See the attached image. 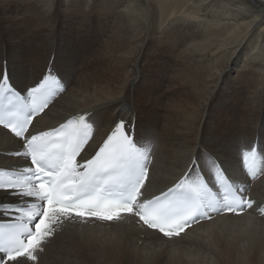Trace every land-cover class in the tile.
I'll use <instances>...</instances> for the list:
<instances>
[{"label": "bare ground", "instance_id": "1", "mask_svg": "<svg viewBox=\"0 0 264 264\" xmlns=\"http://www.w3.org/2000/svg\"><path fill=\"white\" fill-rule=\"evenodd\" d=\"M248 1L0 0V67L22 89L48 67L67 83L34 123L36 131L90 113L98 123L88 152L113 121H129L136 133L148 134L155 155L150 197L175 184L199 149L226 162L246 141L264 149V0ZM159 44L182 63L219 65L222 58L245 55L242 67L251 62V83H238L236 105H225L227 99L217 104L213 98L223 73L212 86L180 83L193 75L178 67L154 79L141 63L145 49ZM181 85L194 96L179 91ZM19 150L17 138L0 128V166L20 163L11 155ZM234 174L244 177L243 171ZM249 184V194L264 204V175ZM254 258L264 264V219L250 211L217 216L170 238L134 217L77 221L44 245L36 264H250Z\"/></svg>", "mask_w": 264, "mask_h": 264}, {"label": "snow or ice", "instance_id": "2", "mask_svg": "<svg viewBox=\"0 0 264 264\" xmlns=\"http://www.w3.org/2000/svg\"><path fill=\"white\" fill-rule=\"evenodd\" d=\"M65 90L54 71L20 90L0 67V127L17 138L22 150L14 155L24 164L0 170V264H36L44 245L77 221L135 217L170 238L213 213L253 208L247 188L236 187L234 174L248 168L255 151L251 142L238 147L227 162L214 151L199 149L172 187L148 198L150 136L136 133L129 121H113L91 152L85 145L98 121L87 113L50 131H30L34 116Z\"/></svg>", "mask_w": 264, "mask_h": 264}, {"label": "rangeland", "instance_id": "3", "mask_svg": "<svg viewBox=\"0 0 264 264\" xmlns=\"http://www.w3.org/2000/svg\"><path fill=\"white\" fill-rule=\"evenodd\" d=\"M241 1L245 3L248 2L249 4L248 0ZM240 5H242V3ZM144 52V60L141 63L142 68L147 73L152 74L154 79L160 78V75H158L160 73L161 75H163L164 80L168 73L161 72L164 68L178 67L188 69L193 75V78H191L190 80H185L184 82L180 83H209V85L212 86L213 84L215 85L217 83L220 73H223V75L220 77V83H223L222 88L216 91H213L214 87L212 88V91L215 93L213 98L217 104L221 103L222 100L227 99L228 103H224L223 101V104L236 105L234 104L236 103V94L239 90H241V85H238V83H251L252 80L250 75V68L248 67L251 65V62H248L242 67L245 55H240L237 59L235 58L234 60L229 58H222L220 59V61H222L221 64L216 65L211 61L210 63L208 60H202V63H200L199 61H196V59L187 60L185 63H182L175 54L171 53L169 49L165 48V46L162 47L160 44L159 46L152 45L151 47L146 48ZM203 62H205L206 64H204ZM248 75L250 76V79L248 78ZM182 90H186L191 96H194V93L187 85H181L179 91ZM204 96L208 98L206 94ZM232 109L231 111H233ZM256 263V258L252 259V261L250 262V264Z\"/></svg>", "mask_w": 264, "mask_h": 264}]
</instances>
